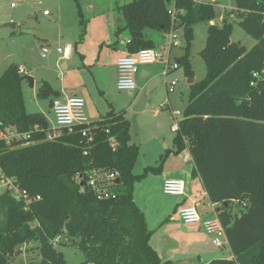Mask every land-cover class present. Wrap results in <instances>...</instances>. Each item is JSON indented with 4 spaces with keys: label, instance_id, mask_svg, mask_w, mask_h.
<instances>
[{
    "label": "trees",
    "instance_id": "1",
    "mask_svg": "<svg viewBox=\"0 0 264 264\" xmlns=\"http://www.w3.org/2000/svg\"><path fill=\"white\" fill-rule=\"evenodd\" d=\"M235 5L239 26L257 43L248 51L233 42L227 15L222 26L209 25L200 52L206 75L190 86L174 144L178 152L188 150L193 176L220 209L217 217L231 258L207 264H264V78L252 86L253 74L264 69V0H235ZM170 7L166 0H134L121 7L130 37L127 51L156 48L147 29L166 35L183 28L186 53L179 65L185 64L191 75L187 60L193 27L211 23L215 7L174 0L175 19ZM22 78L16 64L0 78V172L27 192L30 203L27 207L7 190L0 193V264H8L31 243L37 244L38 264H67L57 247L65 243H54L63 236L85 254L80 264H171L151 247L152 232L134 201L135 183L159 173L162 165L134 174L140 149L131 143L130 122L123 113L111 111L93 123L92 144L84 136L86 126L49 140L45 115L26 109ZM58 96L48 82L37 92L41 100ZM11 132L30 138L7 140ZM111 138L116 148L110 146ZM93 169L118 172L111 187L114 197L97 199L87 185Z\"/></svg>",
    "mask_w": 264,
    "mask_h": 264
},
{
    "label": "rangeland",
    "instance_id": "2",
    "mask_svg": "<svg viewBox=\"0 0 264 264\" xmlns=\"http://www.w3.org/2000/svg\"><path fill=\"white\" fill-rule=\"evenodd\" d=\"M132 1L134 0H0V71L2 72L1 68L6 69L10 64L21 66L25 69L26 74L29 69L32 70L31 75L35 78V87L31 88L26 81H23L24 99L29 113L43 111L50 117V119L46 118L49 127L55 126L53 114L50 112V103L53 99L41 100L37 98V92L43 81L49 82L54 89L61 90L63 88L68 94L79 90L81 92L79 94H83L86 100L85 111L89 120L100 118L95 115L98 112L99 114L104 113L108 109L109 102L116 104L115 107L118 110L124 108L133 99L132 94L138 89L134 92H122L109 84L106 89L107 93L104 95L101 81L107 76L103 75L100 70V66L105 63L104 59H107L111 54L112 44L118 42L119 45H122L127 40L129 32L125 28L126 21L121 7ZM206 1L215 7L216 18L212 23L222 26L227 15L233 24L231 40L244 45L250 51L257 42L239 26V21L235 16L231 17V15H235V0ZM44 12H48V16H45ZM9 24H15L16 27H9ZM210 24V22L200 23L193 27L194 40L190 57L187 60L191 75L187 73V67L182 63L178 69L170 71L167 77L163 75L164 69L162 70L161 66L156 71L152 69L149 82L146 81L147 78L139 79L137 76V85H144L148 82L145 87V94L148 95V108L145 112H140L141 114L134 111L126 113V119L130 122L132 141L138 142V144L147 143L150 147L156 144L161 145L159 147L161 154L164 151L161 141L165 139L166 142H171L175 134L171 131V126L183 118L184 108L189 102L191 93V85L188 84L189 76L193 77L195 82H200L206 75V66L200 57V52L206 45L207 30ZM47 28L59 29L60 39L57 43L42 42L22 32V29ZM119 29L122 30L120 36L117 34ZM145 31L157 35L156 49L164 54V59L153 63L155 65L151 66L152 68H156L162 63L164 66V60L168 56L172 62H176L175 57L178 55L185 56L186 40L183 28L172 31L170 35L149 29ZM68 46L72 48V54L68 59H63L57 49H64ZM44 47L49 50L45 57L42 51ZM100 51L101 61L98 63ZM63 64L68 65L66 70L62 68ZM26 74L24 73L23 76ZM145 94H142V97L146 96ZM30 97L32 103H30ZM33 103L38 104L37 110L33 108ZM169 104L173 105L175 111H180L181 114L177 118L174 115L171 116ZM162 105H167L169 108H164L168 114L163 115L171 118L169 122L164 121L162 117L153 120L149 114ZM148 161L147 156L140 154L134 174H142ZM149 181V179L144 180L140 187ZM139 185L140 183H137L135 187L136 192L139 191L140 194ZM3 191H5L4 188L0 187V193ZM147 195L151 196L153 206H156L158 199L155 192L149 190ZM158 197L163 204H165L164 201L172 198L164 195L163 191L159 193ZM139 206L144 212L145 209L142 205L139 204ZM160 209L162 211L164 208ZM146 214L149 222L154 224L157 217L153 218L148 211ZM149 227L153 228L152 224ZM59 243H65L57 247L62 252L67 264H80L85 261V254L68 242L64 236L60 237ZM36 246V243L23 246L17 256H13L8 264H38L41 257ZM212 247L217 254L213 258L226 259L230 256L229 246L221 249L213 244Z\"/></svg>",
    "mask_w": 264,
    "mask_h": 264
},
{
    "label": "crops",
    "instance_id": "3",
    "mask_svg": "<svg viewBox=\"0 0 264 264\" xmlns=\"http://www.w3.org/2000/svg\"><path fill=\"white\" fill-rule=\"evenodd\" d=\"M211 24L213 23L211 22ZM120 35L121 34H118V36ZM145 35L148 39L152 40L155 43V47H156L157 35H155V33L152 34L151 32L146 33V31H145ZM129 41H130V37L128 35L125 44L119 45L118 42L116 44H112V46L110 47L111 48L110 50H112L111 54L107 59H104L105 63L102 62L103 64L100 66L101 68L100 70L103 72V75L107 76L106 78L104 77V79L102 78L103 80L101 81V87L103 88L104 95L107 93L106 89H108V84L113 85L117 88V80H118L117 61L119 57L126 54H131L127 51V44ZM181 57H182L181 55L176 56L175 57L176 62L179 63ZM100 59H101V51L99 52L98 63L101 61ZM154 65L155 64L150 65L148 67H142L138 74L139 79L147 78L146 81L149 82L151 81L150 75L152 69L156 71L158 70V68H160V66L162 70L164 69V66H162L163 63L159 64L156 68L154 67L152 68L151 66ZM62 68L66 70L68 68V65L63 64ZM6 69L1 68L2 72L0 71V78ZM19 69H23V68L20 66ZM23 70L24 73L26 74L25 69ZM29 71L32 70L29 69ZM24 73H22L21 76H23ZM43 82H47V81H43ZM148 82H146L144 85H138L139 88L137 92L132 94L133 99L129 101L124 108L117 110V108L115 107L116 104L109 102L108 109L104 111V113L99 114L98 112V114L95 115V117H100V118L98 119L94 118L92 120H89L87 113L85 111L89 122L93 124L98 121H102L111 111L116 114L123 113L124 118L126 119V113L128 111H132V108L142 97V94L143 95L145 94V89H146L145 87L147 86ZM50 86L54 89V87L51 84ZM34 87H35V82H34ZM22 88H23V82H22ZM54 90L59 93V96L54 98L50 103L51 113H52V108H51L52 102L56 99L65 100L66 98L78 97L85 101V107H86V100L84 99L83 94L80 95L81 92L79 90L71 92V94H68L66 90H64L63 88L61 90H57V89ZM23 95H24V90H23ZM145 95H146L144 96L145 109L141 111L142 113L145 112L146 109L148 108V95L147 94ZM29 99H30V103H32L33 102L32 98L30 97ZM187 105L188 103L186 104L184 110L186 109ZM168 106L170 107V109L167 107V105L164 106L162 105L158 109H154V112L153 111L149 112L150 116H152L151 118L153 120H158L162 117L164 121L169 122L171 118L169 116H163L168 114L166 111H164V108L167 107L170 110V114L172 117H173V112L175 110L173 109V105L169 104ZM37 107L39 108L38 104L33 103V108L37 110ZM26 109H27V105H26ZM41 113H43L47 119H50V117L46 115L43 111H41ZM175 134L170 143L166 142L165 139L161 141L162 145L164 146V151L162 154L160 153L159 150V147L161 145L156 144L153 147L152 146L150 147L147 145V143L138 144V142L132 141V137H131V143L138 145L140 149V154L147 156L149 159V161L147 162L148 164H146L145 166V169L151 167L157 168L160 165H162L161 170H159V173L157 174L149 173L141 181L135 183V185L137 183H140L138 190H140L141 192L139 194V191L136 192V187L134 188V201L141 211L142 209L140 208L139 204L142 205L143 209H145L144 212L143 211L142 212L145 215L148 229L149 231L152 232L150 245L157 252L159 257L163 261H168L171 264H207L208 262L214 260L215 258L213 257L217 255L216 251H214L212 247L213 242L211 241V237L205 233L202 225L184 224L179 219L178 209L182 206H191L193 203L196 202L197 209L203 219H208L213 217L215 218L217 216V209H216V205L211 203L201 179L199 177L193 176L195 165L188 150H183L182 152L177 151V148L175 147L174 144ZM188 156L189 158L188 160H186V157ZM148 179L150 181L145 183L143 187H140L142 182ZM168 179L183 180L185 182V194L182 197L170 196L172 198L167 201H164L165 204H163L162 201L160 200V197H158V195L160 192L163 191L162 187L164 181ZM149 190H153L155 192V196L158 199V204L156 205L157 207L153 206V201H151V196L147 195V192H149ZM160 208H164V209L161 211ZM147 211L150 213V215L153 218L157 217L156 222L154 224L151 223V221L149 222V220L147 219L148 218L146 214ZM151 224L153 228L149 227V225L151 226ZM158 231L160 232L157 234ZM227 258H231V253L230 256H228Z\"/></svg>",
    "mask_w": 264,
    "mask_h": 264
},
{
    "label": "built area",
    "instance_id": "4",
    "mask_svg": "<svg viewBox=\"0 0 264 264\" xmlns=\"http://www.w3.org/2000/svg\"><path fill=\"white\" fill-rule=\"evenodd\" d=\"M196 3H208L206 0H193ZM170 14L175 19L177 14L174 8V0H171ZM44 15H48V12H44ZM233 18L234 15H231ZM172 33V32H171ZM170 33V34H171ZM168 34V35H170ZM129 43V42H128ZM173 44V43H172ZM44 56L49 52L47 48H43ZM58 53L62 54L63 59H67L71 55V47L68 46L64 49L58 48ZM164 59V54L156 48L144 49L135 54H126L118 58V80L117 89L122 92H134L138 89L137 76L142 67L150 65L156 62H160ZM180 67L178 62H172L170 56L164 60L163 75L168 76L170 71L176 70ZM19 73H24L23 69H19ZM254 82L252 86H256L261 79L264 78V69L260 72L253 74ZM52 113L54 116V127H49L48 139L55 140L62 136L67 131L73 133L76 127L86 126L87 131L84 132V136L87 138L88 144H92L94 141V133L92 129V123L89 122L85 113V101L78 97L66 98L65 100L56 99L51 105ZM175 118L180 115L179 111L173 112ZM179 120L171 128L172 132L179 131ZM29 135L21 136L16 132H11L6 138L12 139H28ZM110 146L116 148V142L113 138L110 139ZM88 154V151L84 153ZM189 156L186 157L188 160ZM0 187L9 191L15 200H24L27 207L30 203L28 194L25 190H22L14 180L7 178L0 172ZM118 172L105 169H93L87 173V185L96 193L98 200L109 199L114 197V193L111 187L118 180ZM83 176L78 177V181H81ZM163 193L168 196L182 197L185 194V182L180 179H168L165 180L162 187ZM39 199V197L37 198ZM179 219L184 224H198L202 225L205 233L211 237L213 244L221 249L228 246L226 232L221 224L220 220L216 216L215 218L203 219L197 209V203H193L191 206H182L178 209ZM60 238H57L54 243H59Z\"/></svg>",
    "mask_w": 264,
    "mask_h": 264
},
{
    "label": "water",
    "instance_id": "5",
    "mask_svg": "<svg viewBox=\"0 0 264 264\" xmlns=\"http://www.w3.org/2000/svg\"><path fill=\"white\" fill-rule=\"evenodd\" d=\"M167 3H170L171 0H166ZM9 27L15 28L16 25L15 24H9ZM22 32L28 35H31L35 38H37L38 40L42 41V42H46V43H57L60 39L59 36V29L58 28H47V29H22ZM240 44V43H239ZM29 71L25 76H23L22 80L26 81L31 88L34 87V82L35 79L33 76L30 75ZM195 83V79L193 77H190L188 80V84L192 85ZM145 109V97H141L139 99V101L135 104V106L132 108V111L134 112H141ZM84 184L82 183V186ZM225 205H228L227 203H225ZM220 209L217 210V212H219ZM18 254V253H17ZM16 254V256H17Z\"/></svg>",
    "mask_w": 264,
    "mask_h": 264
}]
</instances>
